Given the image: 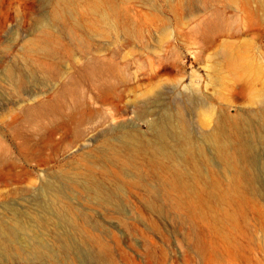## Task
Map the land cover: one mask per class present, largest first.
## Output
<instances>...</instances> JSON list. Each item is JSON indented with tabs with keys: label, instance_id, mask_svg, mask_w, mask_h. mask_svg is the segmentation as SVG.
<instances>
[{
	"label": "rangeland",
	"instance_id": "1",
	"mask_svg": "<svg viewBox=\"0 0 264 264\" xmlns=\"http://www.w3.org/2000/svg\"><path fill=\"white\" fill-rule=\"evenodd\" d=\"M91 1L72 0L73 12L61 0H0V241L21 251L0 246V264H14L5 258L27 256L39 240L54 255L77 254L89 264H264V102L253 100L264 90V7L258 0H105L118 10L113 28L91 10ZM55 5L66 18H57ZM216 10L226 18L224 33L198 32ZM46 25L61 33L63 44L53 53L24 50V40ZM69 26L78 28L86 46L71 39ZM127 26L140 35L125 32ZM225 43L244 46L253 65L225 72L217 96L208 73ZM91 60L103 62L101 73L89 72ZM9 67L21 78L18 90ZM67 81L76 84L77 99L64 91ZM205 93L214 97L216 111L241 114L249 123L242 140L251 150L239 165L256 188L238 184L236 218L238 229L256 240L224 224L220 231L230 234L233 257L210 231L209 215L235 211V205L209 192L194 199L187 192L149 190L155 176L142 150L131 164L102 156L114 145L121 148L127 133L151 136L147 110L173 98L190 105ZM38 104L43 109L32 116L28 108ZM190 125L201 129L199 120ZM213 164L218 170L221 163ZM97 187L112 195L109 203L96 201ZM54 194L72 211L50 205ZM77 224L101 243L77 231ZM102 250L104 260L97 257Z\"/></svg>",
	"mask_w": 264,
	"mask_h": 264
},
{
	"label": "bare ground",
	"instance_id": "2",
	"mask_svg": "<svg viewBox=\"0 0 264 264\" xmlns=\"http://www.w3.org/2000/svg\"><path fill=\"white\" fill-rule=\"evenodd\" d=\"M61 1L65 2L71 11L74 12L76 10L72 0ZM258 2L264 7V0H258ZM91 10L98 13L113 28L117 27V16L119 14L116 7L109 5L105 0H92ZM54 13L59 19L66 18V15L59 10V6L57 5L54 6ZM226 23V18L223 13L216 10L202 20L196 27V30L198 32L205 30L207 32L204 33L206 34L209 31H216L222 34L224 33L223 28ZM65 29L71 39L77 42L76 44L78 46L81 47L88 44L87 40L78 32V28L69 26ZM124 31L133 36L140 35V31L133 26L129 28L128 26L125 27ZM62 44L61 33L51 26L46 25L40 28L39 32L35 35L25 39L23 46L24 50L28 49L31 52L42 51L45 53H53ZM243 47L237 48L232 44L225 43L213 55V65L211 64L212 67L208 74L213 81L217 96L220 95V88L222 86L221 78L225 72L250 70L252 67L253 58L247 53L246 48L243 49ZM103 68V62L99 60H91L88 64V70L93 74L101 73ZM7 70L14 82L15 89L18 90L19 83L21 82L19 74L12 67H9ZM64 91L75 96L77 99L78 89L73 81H67L65 83ZM213 98L212 95L205 93L199 100L197 99V101L192 102L190 105L189 101L184 98L178 100H174L173 98L172 100L159 103L157 105L158 110L149 109L144 114L147 117L146 121L150 127V137L139 138L135 134L128 135L127 133L121 138L123 142L121 148H117L113 144L114 146L110 147L111 149L109 151L106 149L108 152L104 151L105 153H102V156L109 159H121L124 164H131L142 150L148 154L147 162L149 168L147 171L155 176V183L148 182L146 184L149 190L154 189L157 193L161 192L175 195H177L176 193L187 192L192 194L194 199L199 193L209 192L215 199L225 203L227 206L235 205V211L224 210L219 213L215 209H212L209 215L210 231L221 236L224 243L223 253L233 257L234 251L232 248L234 244H230L228 241L230 234L220 231V227L224 226V224L232 227L236 226L240 235H244L252 241L256 240V234H249L246 231L238 229L239 224L236 218V213L240 208V204H238L239 202L236 201L237 199L235 197L236 194H239L238 184L241 181H245L248 186L253 187L255 185L256 188V180L249 174L250 172L243 171L239 165V162L249 156L251 150L242 140L243 132L246 129L245 126H249V123L241 114L231 115L222 109L216 111L215 106L212 104ZM253 100L255 102H264V90L256 91ZM186 106L188 109H192V113L189 112V115L185 112ZM74 107L77 108V105ZM42 109L43 105L38 104L28 108V111L34 116L40 113ZM206 117L210 120L206 119L207 121H205ZM194 119L199 120L201 123L200 130L194 129L190 125ZM213 159L219 160L221 163L218 170L213 167ZM222 177L228 182L226 186L221 183ZM121 184L117 182L116 185L120 188L122 186ZM55 193L57 192L55 191ZM93 193H95L94 197L98 202L109 203L112 200V195L106 193L100 187L95 188ZM54 196L55 199H52L54 204L51 202L50 205H54L56 209L61 207V209H65L66 211H72L71 206L68 203H63L64 201L61 197L62 200L57 197V194H54ZM149 204L151 205V202ZM61 209L59 211H62ZM18 224L21 223L18 222ZM74 227L75 229L79 228L80 232L85 233V235L87 234L86 236L89 239L101 243L100 239L87 230L80 228V225L77 224ZM79 229L76 230L78 231ZM0 246L6 253H10L12 250L17 254L21 252L19 248L15 247L12 249L11 247L13 246L3 241H0ZM62 246L65 250H69L70 248L69 243L66 241H63ZM196 247L199 252H205V248L200 246ZM29 250L27 256L19 255L11 258L9 255L5 260L8 262L13 261V263L15 262L14 264H40L42 262L44 264H89L90 260L77 254L54 255L53 249L49 248L41 240L35 241ZM103 251L97 255L102 260H104L102 258ZM0 261L2 260L0 259ZM220 262L222 263V261Z\"/></svg>",
	"mask_w": 264,
	"mask_h": 264
}]
</instances>
